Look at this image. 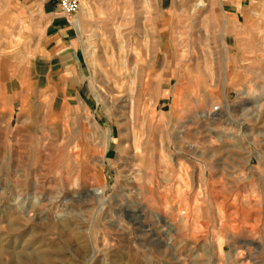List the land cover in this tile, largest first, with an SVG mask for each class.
<instances>
[{
    "label": "rangeland",
    "instance_id": "1",
    "mask_svg": "<svg viewBox=\"0 0 264 264\" xmlns=\"http://www.w3.org/2000/svg\"><path fill=\"white\" fill-rule=\"evenodd\" d=\"M224 2L81 0L80 105L0 24V264H264V1Z\"/></svg>",
    "mask_w": 264,
    "mask_h": 264
},
{
    "label": "crops",
    "instance_id": "2",
    "mask_svg": "<svg viewBox=\"0 0 264 264\" xmlns=\"http://www.w3.org/2000/svg\"><path fill=\"white\" fill-rule=\"evenodd\" d=\"M256 1L260 0H225L221 3L227 37H234V27ZM5 4L7 6L0 13V24L5 25L9 20L18 26L19 50L31 58L35 81L46 83L35 88L64 89L71 92L74 104H86L87 96L83 94L86 49L80 38L81 20L61 13L56 0H12Z\"/></svg>",
    "mask_w": 264,
    "mask_h": 264
},
{
    "label": "built area",
    "instance_id": "3",
    "mask_svg": "<svg viewBox=\"0 0 264 264\" xmlns=\"http://www.w3.org/2000/svg\"><path fill=\"white\" fill-rule=\"evenodd\" d=\"M56 2L61 13L69 17H75L81 0H56Z\"/></svg>",
    "mask_w": 264,
    "mask_h": 264
},
{
    "label": "bare ground",
    "instance_id": "4",
    "mask_svg": "<svg viewBox=\"0 0 264 264\" xmlns=\"http://www.w3.org/2000/svg\"><path fill=\"white\" fill-rule=\"evenodd\" d=\"M204 3V2H203ZM255 25V24H254ZM259 27V26H258ZM262 38V37H261ZM259 41V40H258ZM258 44V43H257ZM261 44V43H260ZM252 46V45H251ZM260 49V48H259ZM262 51V50H261ZM252 52V51H251ZM258 52V51H257ZM264 53V52H262ZM251 54V53H250ZM15 85V84H14ZM15 88V87H14ZM27 105V104H26ZM60 146V145H59ZM67 149V148H66Z\"/></svg>",
    "mask_w": 264,
    "mask_h": 264
}]
</instances>
